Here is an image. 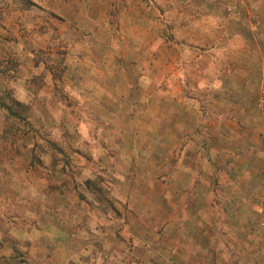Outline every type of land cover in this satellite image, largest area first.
Returning <instances> with one entry per match:
<instances>
[{
	"label": "rangeland",
	"instance_id": "374dc122",
	"mask_svg": "<svg viewBox=\"0 0 264 264\" xmlns=\"http://www.w3.org/2000/svg\"><path fill=\"white\" fill-rule=\"evenodd\" d=\"M0 264H264V0H0Z\"/></svg>",
	"mask_w": 264,
	"mask_h": 264
}]
</instances>
